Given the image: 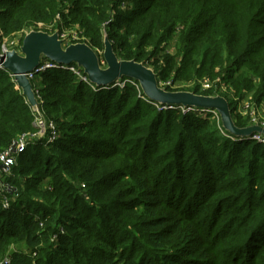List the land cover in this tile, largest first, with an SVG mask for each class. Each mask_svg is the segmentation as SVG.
I'll return each mask as SVG.
<instances>
[{
	"label": "trees",
	"instance_id": "1",
	"mask_svg": "<svg viewBox=\"0 0 264 264\" xmlns=\"http://www.w3.org/2000/svg\"><path fill=\"white\" fill-rule=\"evenodd\" d=\"M32 23L78 27L93 50L107 37L167 92L225 98L238 128L245 100L247 113L264 107V0H0V44ZM38 77L59 137L29 145L7 179L18 196L0 202V261L264 264L263 144L224 128L221 139L211 115L154 102L132 78L93 92L70 70ZM34 120L0 69V151L36 132Z\"/></svg>",
	"mask_w": 264,
	"mask_h": 264
},
{
	"label": "water",
	"instance_id": "2",
	"mask_svg": "<svg viewBox=\"0 0 264 264\" xmlns=\"http://www.w3.org/2000/svg\"><path fill=\"white\" fill-rule=\"evenodd\" d=\"M65 44L58 33L50 35L33 31L24 38L20 51L13 50L0 56V64L13 75L17 87L22 90L23 96L34 111H38L39 103L33 84L26 74L34 72L45 58L63 65L76 64L84 70V75L94 85L108 86L118 79L128 77L138 81L147 98L159 104L216 110L221 116L223 128L236 137H249L256 133L264 135V129L261 127L238 128L228 101L221 96H203L185 91L167 92L159 86L152 68L144 63L120 60L107 37L104 60L108 67L105 70L100 67L99 57L89 45L74 44L67 47Z\"/></svg>",
	"mask_w": 264,
	"mask_h": 264
},
{
	"label": "rangeland",
	"instance_id": "3",
	"mask_svg": "<svg viewBox=\"0 0 264 264\" xmlns=\"http://www.w3.org/2000/svg\"><path fill=\"white\" fill-rule=\"evenodd\" d=\"M33 31H36V32H44V33H48L50 35H53L55 33H58L60 35L61 39L65 41V43H66L65 45L67 47L70 46V45H74V44H86L85 41H84V39H83V37H82V32H81V30L78 27H73L72 26V27H69L68 29L67 28H64L63 31L60 32V31H55V29L53 28L52 25L45 26V25L39 24V23H32V24L29 25V27H27L23 31L18 32L16 34H14L13 36L9 37V38H3L2 39V42L0 44V46H1L0 56L3 55V54H5L6 52L13 51V50L20 51V48H21V46L23 44L24 38L26 37L27 34H29L30 32H33ZM1 35H2V33H0V36ZM173 46H174V43L171 42V43H169V45L167 46V48L170 51H174ZM94 51H95L96 55L99 57L100 67L102 69H104V70L107 69L108 66H107V64H106V62L104 60V51H105V48H104L103 51H99L97 49H94ZM49 63H50L49 60L47 61V60L43 59L41 61L40 66L43 67V68H45L46 64H49ZM58 65H59L58 67H55L56 69L66 70L65 69L66 68L65 65H63V64H58ZM63 66H65V67H63ZM70 68H74V70H76L75 67H70ZM0 69H4V67L3 68H0ZM41 70H43V69H41ZM46 70H48V69H46ZM41 72H44V71H41ZM75 75L78 76V73L75 72ZM37 79H39V77H35L32 80H35L36 81ZM126 82L123 81V78L118 79L115 82L114 88L118 87L119 90L121 91L125 87V85H126L125 83ZM85 83H87V82H85ZM89 84H91V83L89 82ZM96 86L93 87V89H92L93 92H99V91L101 92L106 87L107 88L109 87V85L108 86H103V87L101 85L100 86L96 85ZM181 86L182 87L183 86H186L184 88H188L187 85H180L179 84V85H177V87H175V89L176 88H182ZM99 87H101V88H99ZM208 88H209V85L208 84H203L202 90H207ZM222 91H224V89H222ZM233 102L235 103L236 102V99H234ZM38 103L40 105V102L39 101H38ZM243 104H245V106L242 107V105H241L239 107V110L240 111L238 113L241 112L242 117H245L244 118L246 120V122H245L246 123V127L245 128L257 126V127H261V128L264 129V107H260V108L259 107H256V106H255V108H250L249 107V109H250L251 112L247 113V110H248V108H247L248 100H245ZM42 106H43V104H41L39 106V108H41ZM41 109H44V108H41ZM157 110H161V108H159ZM33 111L34 110H32V112ZM185 114H190L194 118L200 119V120H202V119H208V117L211 115L212 118L210 119V122L213 124V128L218 130V132L220 134L219 137L221 139H223V138L228 139V136H226V134L223 133V131H222L223 125H222V121H221V116H220V114L217 111L214 112V111L209 110V109H200L199 108V109H196L195 111H191V110L190 111H187ZM36 116H38L39 119L43 120L44 123L45 122L46 123L48 122V118L46 116V112L45 111L44 112L43 111H40V114L39 115L37 114ZM247 118L249 119V121H247ZM52 122H54L53 119H52ZM242 129H244V128H242ZM38 131L39 130H37L34 133H38ZM47 131H48V129L45 127V132L42 130L40 132V134L38 133L36 135V137H35V138H40V139L39 140H35L34 143H32V144H35V143H37L39 141H42V140H46L47 137L44 136V134L47 133ZM231 140H234V138H232ZM83 192H85V191H83ZM34 200H36V199L34 198ZM15 201H16V198L11 201V204H10L9 209L11 208V206L14 204ZM62 232L65 233V230L62 231ZM56 241L53 242V244L58 246V241H57V243H56ZM4 261L5 260H1L0 263H3Z\"/></svg>",
	"mask_w": 264,
	"mask_h": 264
},
{
	"label": "built area",
	"instance_id": "4",
	"mask_svg": "<svg viewBox=\"0 0 264 264\" xmlns=\"http://www.w3.org/2000/svg\"><path fill=\"white\" fill-rule=\"evenodd\" d=\"M49 64H46L45 68L41 67L39 65L38 68H36L34 70V72L32 73H27L26 77L29 78V80L32 82L34 80L35 77H38L41 73V71H45L46 69H51V68H55L58 67V63H55L53 61L49 60ZM66 66V70H70L72 72H76L78 73V77L80 80L89 83L88 78L83 74L80 73L76 70H74V68H70L71 65H65ZM63 66V67H65ZM0 68H3L2 64H0ZM43 69V70H41ZM34 92L36 94V98L39 101V98L37 97V95L39 94V90H37V88L35 89V87L33 86ZM40 102V101H39ZM42 104V102H40V105ZM39 105V106H40ZM163 108H167V107H162ZM168 108H173V106H170ZM183 112L186 113L187 111H195L196 109L199 108H184L182 107ZM32 110V109H31ZM41 111V108L38 109V111H33V116L35 118L34 120V126L36 128V131H38V133L40 134V132L43 130L45 132V127L48 129L47 133L44 134V136H46L47 138V143H54L59 135H57L56 132V127L52 122H45L41 119L38 118V116H36L37 114L39 115ZM38 133H25V134H21L19 136H17L16 139H14L12 141V143L3 151H0V202L3 206L4 209H9L11 201L14 200L15 198H17V189L12 186L11 184L8 183L7 179L12 177L13 174V169L14 167L17 165V160L18 157L20 155V153L26 149V147H28L30 144L34 143L35 140H39L40 138H35L36 135ZM241 140H253L256 141L258 143H261L264 145V135L261 133H256L252 136L249 137H241ZM16 195V196H15ZM15 196V197H14ZM14 197V198H13ZM0 264H12L10 262V260L6 259L3 263Z\"/></svg>",
	"mask_w": 264,
	"mask_h": 264
}]
</instances>
